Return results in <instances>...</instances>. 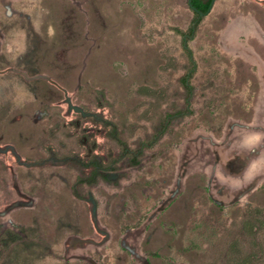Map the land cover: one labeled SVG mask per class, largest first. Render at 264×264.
Wrapping results in <instances>:
<instances>
[{
	"label": "rangeland",
	"instance_id": "obj_1",
	"mask_svg": "<svg viewBox=\"0 0 264 264\" xmlns=\"http://www.w3.org/2000/svg\"><path fill=\"white\" fill-rule=\"evenodd\" d=\"M0 264H264V0H0Z\"/></svg>",
	"mask_w": 264,
	"mask_h": 264
},
{
	"label": "trees",
	"instance_id": "obj_2",
	"mask_svg": "<svg viewBox=\"0 0 264 264\" xmlns=\"http://www.w3.org/2000/svg\"><path fill=\"white\" fill-rule=\"evenodd\" d=\"M211 0H206V1H202V0H191V5L192 7H194L196 10L205 13L210 5ZM191 32H193V28L191 29ZM92 165L95 167V169L97 170L100 166V164L97 161L92 162ZM96 170H94L93 175L96 174ZM93 179V176H92ZM91 179V180H92Z\"/></svg>",
	"mask_w": 264,
	"mask_h": 264
},
{
	"label": "water",
	"instance_id": "obj_3",
	"mask_svg": "<svg viewBox=\"0 0 264 264\" xmlns=\"http://www.w3.org/2000/svg\"><path fill=\"white\" fill-rule=\"evenodd\" d=\"M213 3H214V0H211L210 5H209L207 11L205 13H202V12L196 10L194 7H192L191 0H188L189 7L192 9V11H194L195 13H197L198 16H204V15H206L210 11Z\"/></svg>",
	"mask_w": 264,
	"mask_h": 264
}]
</instances>
